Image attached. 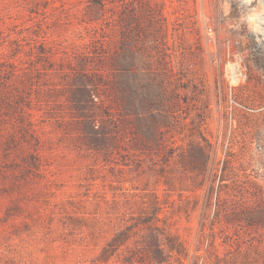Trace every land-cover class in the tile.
<instances>
[{"label":"rangeland","instance_id":"obj_1","mask_svg":"<svg viewBox=\"0 0 264 264\" xmlns=\"http://www.w3.org/2000/svg\"><path fill=\"white\" fill-rule=\"evenodd\" d=\"M264 0H0V264H264Z\"/></svg>","mask_w":264,"mask_h":264},{"label":"trees","instance_id":"obj_2","mask_svg":"<svg viewBox=\"0 0 264 264\" xmlns=\"http://www.w3.org/2000/svg\"><path fill=\"white\" fill-rule=\"evenodd\" d=\"M256 221H257L258 223H260V222L264 223V216H263V217H260V218H258Z\"/></svg>","mask_w":264,"mask_h":264}]
</instances>
